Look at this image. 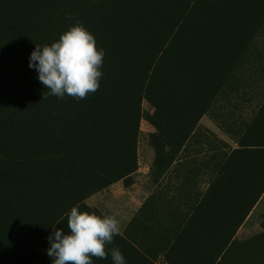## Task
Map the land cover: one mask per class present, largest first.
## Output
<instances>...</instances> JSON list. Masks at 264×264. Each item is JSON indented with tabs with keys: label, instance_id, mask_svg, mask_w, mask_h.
<instances>
[{
	"label": "trees",
	"instance_id": "obj_1",
	"mask_svg": "<svg viewBox=\"0 0 264 264\" xmlns=\"http://www.w3.org/2000/svg\"><path fill=\"white\" fill-rule=\"evenodd\" d=\"M77 22L104 50L103 76L84 99L57 98L29 56ZM263 33L264 0H0V264H52L47 238L68 231L71 207L99 213L88 197L134 182L145 101L163 126L164 140L149 136L153 164L173 161L217 98L250 85L245 72L264 77ZM259 97L191 215L149 243L119 233L106 251L126 264H264V212L255 236L233 240L264 192ZM247 174L249 194L236 193Z\"/></svg>",
	"mask_w": 264,
	"mask_h": 264
},
{
	"label": "crops",
	"instance_id": "obj_2",
	"mask_svg": "<svg viewBox=\"0 0 264 264\" xmlns=\"http://www.w3.org/2000/svg\"><path fill=\"white\" fill-rule=\"evenodd\" d=\"M237 98H217L173 161L156 168L153 164L154 148H139V168L135 173L134 182L128 187L122 180L114 182L88 197L86 202L100 211L114 214L120 222V233L128 234L133 241L139 240L140 237L149 243L154 240L157 232L160 237L167 236L166 229H176L177 221L191 215L206 196L212 177L224 163V157L237 147L233 136L234 128L248 120L242 122L237 116L234 119V103L236 101L235 105L238 107L242 102L247 107L251 100L247 97L238 100ZM216 102L220 106H217ZM207 115L212 116V124L216 123L234 145L227 144L225 139L215 135L211 131V125L204 126L203 120ZM234 184L236 193H244L246 187L247 195L249 194L248 174L245 177H236ZM105 190L110 191V199L99 203L100 193ZM263 195L264 192L260 198ZM217 198L222 200L229 197L219 194ZM90 200L94 204H91ZM256 206L257 203L237 230L234 241L247 243L241 237L240 231L247 218L254 213ZM157 263L160 264V260Z\"/></svg>",
	"mask_w": 264,
	"mask_h": 264
},
{
	"label": "clouds",
	"instance_id": "obj_3",
	"mask_svg": "<svg viewBox=\"0 0 264 264\" xmlns=\"http://www.w3.org/2000/svg\"><path fill=\"white\" fill-rule=\"evenodd\" d=\"M103 58L104 50L97 47L94 35L77 22L51 44H36L28 66L36 70L37 79L50 95L84 99L100 86ZM67 228L65 232L56 227L49 233L47 254L52 264H93L92 257L105 259L108 255L112 264H126L119 248L106 251L105 247L120 233V222L114 214L72 206L67 213Z\"/></svg>",
	"mask_w": 264,
	"mask_h": 264
},
{
	"label": "rangeland",
	"instance_id": "obj_4",
	"mask_svg": "<svg viewBox=\"0 0 264 264\" xmlns=\"http://www.w3.org/2000/svg\"><path fill=\"white\" fill-rule=\"evenodd\" d=\"M256 44L261 49L264 50V33L260 36L259 41ZM243 76L245 77L246 80L247 79L250 80L249 81L250 85L246 84L247 86H243L239 90V92L237 91L236 93H232L234 97H238V98L247 97L251 99L250 104H248L247 107H245V105L242 102L240 103V105H238V107L237 105H235L236 101L234 103V108H236L234 111L235 113L234 119H236L237 116V119L240 118L242 122L245 120H250L255 115L257 108L260 106L263 100V98L261 99L259 96L260 95L264 96V77H257V78H255L254 76L249 77L248 73L246 72L243 74ZM217 106L220 105L217 104ZM153 111H154L153 106L145 101L142 106V119H141L139 139H138V161H139V148L146 150L145 149L146 147H150L151 149V145L149 142L150 134H154L157 137L164 140V136L162 133L163 126L154 119ZM223 118L225 117L223 116ZM212 122L213 121L211 115L205 116L203 120L204 126L205 124L211 125L212 127L211 131H213L215 135L221 137L222 139H225V141H227L226 142L227 144L234 145V143L222 131V129L219 128L216 123L212 124ZM141 159L144 160L142 155H141ZM135 173L133 175L134 178L136 177ZM109 195H110L109 190H105L102 193H100V197L98 199L99 203H102L105 200L109 201L110 199ZM90 203L94 204L93 201L91 200ZM262 212H264V195L257 202V206L254 209V213L247 218L244 227L240 231V235L242 238L245 239V242L249 241L253 236H255L261 230L260 224L262 220L261 218Z\"/></svg>",
	"mask_w": 264,
	"mask_h": 264
}]
</instances>
